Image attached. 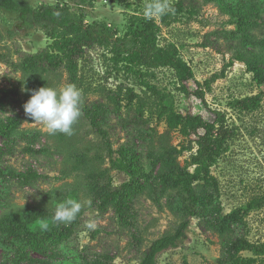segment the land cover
<instances>
[{"label":"rangeland","instance_id":"obj_1","mask_svg":"<svg viewBox=\"0 0 264 264\" xmlns=\"http://www.w3.org/2000/svg\"><path fill=\"white\" fill-rule=\"evenodd\" d=\"M29 1L34 7L60 4L70 6L75 12L83 8L87 23H105L119 36H124L132 18L137 20V26H142L146 21L144 8L151 2ZM165 2L174 9L178 0ZM257 2L258 13L254 16L260 17L262 25L253 34L261 39L264 38V0ZM183 9L181 12L172 11L177 20L168 27L163 26L159 45L176 48L180 58L191 67L195 78L187 84L190 91L197 90L198 84L203 89L209 84L205 103L195 96L182 94L171 69L129 67L130 73L125 68L116 73L110 66L111 55L103 49L91 50L81 61L79 81L75 85L82 92L81 111L93 105H107L109 114L104 128L114 148L127 144L139 158L136 164L141 167L140 176L133 177L126 170L111 173L117 187L141 179L138 193L132 197L136 221L135 227L128 228L120 223L112 209L102 214L85 206L75 235L58 245L61 257L49 260L50 264H83L85 258L90 261L112 259L114 264H138L141 252L152 242L175 232V226L182 221L179 216L182 202H176L179 203L177 206L171 203L170 199L178 191L165 189L160 165L155 166V156L171 152L177 173L181 170L193 173L194 167L189 163L197 146L192 143L190 151L184 148L190 146L191 139L196 142L198 137H187L180 128L170 130L168 116L172 112L202 116L209 123L215 122V112L224 115L225 126L232 135L211 169V176L218 182L215 205L223 218L240 213L243 225L234 224L227 232L226 228L221 231L215 222L211 223L210 218H193L187 239L177 248L162 253L157 264H264V100L252 111L234 107L235 101L264 92V86L258 84L244 63L235 60L232 42L223 34L235 29L229 24V16L221 14L214 4H205L204 0H189ZM195 11L197 14L192 15ZM162 17L155 20L161 23ZM15 23V16L0 12V36H3L0 41V121L9 120L13 125L10 136L0 135V172L4 175L0 182V222L6 215L20 213L29 221L34 234L43 232L39 238L41 241L46 239V232L56 233L59 225H65L51 222L60 202L70 198L92 201L93 189L85 181L82 169L75 170L70 157L75 153L87 154L86 170H103L110 166V162L100 137L83 120V112L73 125L71 136L63 133L51 135L43 124L33 123L26 116L23 105L31 94L23 71V57L37 55L51 41L38 29H15L19 34L10 38V30ZM109 71L112 75L108 77ZM42 74L44 87L59 90L68 84L65 72ZM120 85L126 89L120 91ZM109 92L119 95L120 107L107 97ZM33 135L38 136L35 142L31 141ZM101 158H104V163ZM31 172L43 178L30 185L23 184L18 176ZM40 220L49 222L47 231L39 228ZM89 220H94L97 224L95 231H100L95 238L92 237L93 231L84 227ZM238 235L256 249L230 253L228 243ZM13 240L17 243L13 250L27 256L25 264H41L39 260H47L35 250L21 251L23 240L12 238L8 241L13 243ZM46 246L53 248V244L48 242ZM14 262V256L0 247V264Z\"/></svg>","mask_w":264,"mask_h":264},{"label":"trees","instance_id":"obj_2","mask_svg":"<svg viewBox=\"0 0 264 264\" xmlns=\"http://www.w3.org/2000/svg\"><path fill=\"white\" fill-rule=\"evenodd\" d=\"M188 1L178 0L177 5L174 6L175 12L183 11V7ZM256 2L257 0H204L205 4H214L221 14L230 17L229 24L235 26V29L224 31L223 34L232 42L235 60L244 63L248 67V71L253 73L258 84L264 86V38L259 39L253 34V31L262 25L260 17L254 16L258 13V9H256L258 2ZM79 9L78 12H75L68 5L42 4L34 7L29 0H0V12L15 16L16 23L12 28L13 30H10V38L16 37L20 29L26 31L38 29L51 41V44L37 55H23L25 59L23 71L27 75L26 84L30 94L32 90L44 87L45 82L42 81V73L58 74L65 72L68 76V84L76 85L81 72V61L91 50L103 49L104 52L111 55L109 61L112 63L110 66L113 72L120 73L125 68L130 73L129 67L151 70L171 69L175 74L181 93L186 97L195 96L205 103L206 94L210 90L209 84L204 89L198 84L200 87L197 90L190 91L187 84L195 78L191 67L180 58L176 48L173 46L162 48L159 45L163 26L168 27L171 22L177 20L176 17H173L172 12L163 15L161 23L155 19L146 20L142 26H137V20L132 18L124 36H119L116 30H112L105 23H87L83 8ZM191 14L196 15L197 12ZM0 37V41H2L3 36ZM205 47L209 46L205 45ZM125 64L126 66H123ZM110 73V71L107 72L108 77L112 75ZM118 88L120 91L126 89L122 85ZM107 97L116 101L117 107H120L119 95L109 92ZM263 100L264 92L235 101L234 107L252 111L259 107ZM82 112L83 120L100 137L101 146L107 153L110 166L99 171L86 170L88 156L84 153H75L70 157V162H74L75 170L82 169L81 173L84 175L85 181L93 189L91 208L102 214L112 209L122 225L133 228L135 227L136 216L132 197L138 193L137 187L140 186L141 179L134 180L132 184L117 187L113 184L111 173L126 170L133 177L140 176L141 167L136 164L139 158L127 144H122L118 149L114 148L109 133L104 128L109 114L107 105L98 104L85 107ZM215 114L217 117L213 123L206 122L202 116L193 114L185 116L174 112L169 114L168 127L170 130L180 128L181 133L185 136L198 137L196 142L191 139L190 146L184 148L190 151L192 150V143L197 146V151L189 163L194 167V172L189 173L181 170L180 173H177L173 161H171V152L165 151L155 156V166L160 165L159 171L161 178L165 180V189L178 191L170 201L175 203L174 206H177L179 203L176 202L181 200L182 213H179V216H181L182 221L175 226L173 234L155 240L142 251L138 258V264H157L158 257L162 253L177 248L180 242L187 239V231L193 218H202L203 220L210 218L211 223L215 222L221 231L226 228L227 232L234 224L243 225V218L240 213H233V215L223 218L220 216L217 205H215L218 198L216 196L218 194V182L211 176V169L232 135V132L225 126L224 115L217 112ZM12 126L9 120L0 121V135L10 136L13 131ZM37 139V135L31 137L32 142L37 141ZM117 155H119L118 159H116ZM102 159L104 163V158ZM123 163L126 166H123ZM3 176V173L0 172V182H2ZM18 177L25 185H30L43 178L33 172ZM82 215L80 213L77 219L69 225H59L60 229L56 233L46 232L45 238L47 240L41 241L39 238L43 232L38 231L34 234L29 228V221L27 222V219L20 213L6 215L0 222V234L4 237L1 239L0 236V247L14 256L15 262L13 264H25L28 261L27 256L13 250V246L17 244L16 240H13V243L8 241L12 238H20L24 245L21 251L28 248L35 250L47 259L38 262L50 264L49 260H58L61 257L58 245L75 235L76 227L81 225ZM99 232L93 231L92 237L95 238ZM39 241L40 243H38ZM46 242L53 244V248L46 246ZM228 246L229 252H234V254L256 249L253 244L239 235L234 241L229 242ZM83 264L114 263L112 259L98 258L96 261H90L85 258Z\"/></svg>","mask_w":264,"mask_h":264},{"label":"clouds","instance_id":"obj_3","mask_svg":"<svg viewBox=\"0 0 264 264\" xmlns=\"http://www.w3.org/2000/svg\"><path fill=\"white\" fill-rule=\"evenodd\" d=\"M174 11L165 0H151L143 11L146 20H154ZM82 92L74 84H67L61 89L52 87H40L32 90L30 99L23 105L24 112L33 123L43 124L46 131L55 135L63 133L68 136L73 134V125L82 114ZM92 201L81 202L78 199H67L60 202L51 218L54 224L69 225L74 222L82 209L91 207ZM39 228L47 231L50 227L45 220L38 221ZM85 229L95 231L97 224L94 220H89L85 224Z\"/></svg>","mask_w":264,"mask_h":264}]
</instances>
